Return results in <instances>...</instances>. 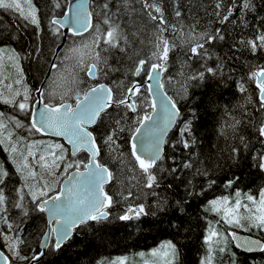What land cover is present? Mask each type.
<instances>
[{
  "label": "snow or ice",
  "instance_id": "1",
  "mask_svg": "<svg viewBox=\"0 0 264 264\" xmlns=\"http://www.w3.org/2000/svg\"><path fill=\"white\" fill-rule=\"evenodd\" d=\"M51 2L53 10L62 8L60 0ZM135 4H139V10ZM173 5L174 17L178 23L169 22L160 0H119V3L117 0H101L95 7L93 0H72L66 10L59 14L54 11L48 21V31L52 37L65 35L62 31L64 29L74 37H84L86 33L90 37V40L80 46L67 50L76 59V64L71 71L65 69L64 79L68 86L60 92L39 87L31 89L25 82V74L20 66L21 60L27 57H21L14 49L0 48V76L7 66L5 54L7 61L15 69V79L12 82L5 84V80L0 79V85H4L7 90V95L0 91V103L30 117L29 124L25 125L16 116L0 112V135L7 130L8 124H12L16 128L27 127L30 133L34 131L42 135L50 133L62 137L70 146L65 147L61 143L45 145L36 141L27 145V154L21 153L18 160L13 158L22 187L16 190L18 199L12 206L27 216L29 212L24 204L27 195L34 205L33 210L46 214L47 223L40 241V251L32 250L30 255L25 254L22 248L25 241L19 235H8L0 231V237L9 253L0 251V264H15L17 261L19 264H39L40 259L46 255L45 250L60 252L65 246L71 247L74 236L78 235L82 226L108 220L112 209L121 201L126 203V207L118 216L120 221L155 214L146 209L144 203H127L137 198L133 188L149 189L152 190L150 195H156L155 189L161 187L163 180L168 177L180 179L177 174L185 170H193L196 175H207V170L197 167V161L193 159L195 154L191 150L196 145L197 138L192 118L183 122L177 141L178 145L189 151V156L180 163H176L175 158L171 165L165 166L162 163L165 138L182 116L179 101L167 93L162 77L169 71L172 54L177 53L181 57L180 75L184 76L186 82L204 84L209 80L219 83L231 79L226 75L223 57H217L214 65L208 64L214 56L211 46H215L217 42H226L229 34L224 27L198 30L199 20L188 25L186 30L183 23H179L182 11L176 0H173ZM0 9L16 13L25 22V26H34L36 39H42L40 8L34 0H0ZM236 12H240L241 16L234 19ZM205 13L214 17L221 26L239 23L242 34L233 37V50L242 47L253 56L264 52V17L259 15L254 0H228L227 3L225 0H214L205 9ZM251 13H256L254 19L260 21L254 29L249 28L247 19ZM208 23L211 24L212 21L209 20ZM244 29H249L254 34L245 39ZM40 53L41 47L37 44L28 55H36L38 59ZM69 58L65 56V59ZM125 58L130 62L126 75L143 77L142 81H113L116 87L106 83L87 82L98 80L101 73L105 77L110 73H119L121 68L110 61L122 65ZM197 64L198 67L195 66ZM58 68L55 63L51 65V69ZM80 73L87 77V81L79 78ZM248 79L255 82L259 94V110L264 111V66H257L252 70ZM168 82L171 83L172 79L169 78ZM236 86L240 93L247 91L242 82H237ZM33 91L37 96L35 100L32 97ZM187 93V86L182 85V98H186ZM113 108L122 111L105 132L103 145L110 153L116 152L120 147L117 143L118 133L127 132L130 149V166L126 165L130 174L128 187L126 192L116 193L119 200L105 190V186L114 180V174L101 163V147L94 131L90 130L102 123L109 109ZM248 123L258 137L264 139V118L256 122L249 118ZM241 124V120H234L227 127L233 134H237ZM238 139L244 148L248 147L243 134ZM2 143L4 140L0 139V144ZM34 147L40 148L39 153L32 150ZM10 152H17L15 145H11ZM80 153H86V158H78ZM239 154L240 147L230 148V158ZM252 159L253 166L264 173V153L254 155ZM35 165H39V172L34 170ZM8 175L0 166V185H5ZM181 183L192 185L191 180H181ZM233 183L235 181L230 180L227 186L232 187ZM168 187L175 188L178 185L170 183ZM23 189H27L26 194ZM194 195L195 192L188 191L186 197ZM241 196L242 193L237 191L233 204H230L228 197L214 199L209 202L205 211L222 213L221 219L229 228L264 232V187L259 189L258 198L244 193L246 202H243ZM172 207L177 212L183 211V201L177 200L173 206L165 198L156 204V209L162 214H167ZM241 208L248 214H240ZM7 213L8 198L4 187H0V223L5 224L9 232H14V225ZM181 219L178 215L177 221ZM174 226L179 229L181 224L175 223ZM229 238L235 242L236 248L249 253H264V241L247 236L239 237L235 231L227 229L219 232L210 226L204 236L208 254L199 264H213L214 252L231 255L230 264H237L235 253L229 252ZM151 254L155 257L162 255L163 264H177L178 250L172 241L161 244ZM111 264H124V259L112 261Z\"/></svg>",
  "mask_w": 264,
  "mask_h": 264
},
{
  "label": "trees",
  "instance_id": "2",
  "mask_svg": "<svg viewBox=\"0 0 264 264\" xmlns=\"http://www.w3.org/2000/svg\"><path fill=\"white\" fill-rule=\"evenodd\" d=\"M60 2L62 8L53 10L51 0H34V3L40 8V35L42 39L39 41L36 39L34 26H25V22L16 13L0 9V48L14 49L21 57H27L21 60L20 66L25 74V82L33 90L38 88L44 80L50 68L55 49L62 40V36L54 38L48 31V21L53 12L59 14L66 9L67 0H60ZM100 2L101 0H93V6L95 7ZM225 2L227 3L228 0H225ZM254 2L258 6L259 15L264 17L262 0H254ZM117 3H119V0H117ZM160 3L166 9L165 15L169 22L178 23L174 17L173 0H160ZM176 3L179 4L182 11L179 23H183L186 30L188 25L199 20L198 30L224 27L229 34L226 42H217L215 46H211L210 50L214 53V56L212 60L208 61V64L214 65L217 57H223L226 75L230 76L231 79L219 83L214 80H209L204 84L186 82L184 76L180 75L181 57L177 53L172 54L169 71L163 74L162 77L167 93L179 101L178 106L182 112L181 119L167 135L163 151L164 161L162 163L165 166L171 165L173 158H175L176 163H180L189 156V151L183 149L182 145H178L177 141L179 139V129L183 122L192 118L197 138V143L191 150L195 154L193 159L197 161V167L207 170V175H196L193 170H185L177 174L180 179L174 180L172 177H168L163 180L161 187L155 189L156 195H150L149 193L152 190L149 189L133 188L137 198L127 203H144L146 209L155 214L142 216L139 219L120 221L118 216L122 214L123 209L126 207V203L121 201L112 209V215L108 220L90 222L82 226L78 230V235L74 236L71 247L65 246L60 252L46 250V255L39 261V264H111L112 261L120 258L124 259V264H145V260L139 262V257L141 255L148 256L153 249H159L160 245L167 241H172L177 246V264H199L200 260L208 254V245L204 243V236L208 233L210 226L219 232H225L226 229L227 231L234 230L264 241V232L257 230L245 232L241 229L229 228L221 219V213L217 214L210 210L205 211L209 202L214 199L228 197L230 204H233L235 193L240 191L242 201L246 202L243 197L244 193L258 197L259 189L264 187V173L259 172L253 166L254 161L252 159V156L264 153V139L259 138L252 125L248 123L249 118L253 122L264 118V111L259 110L258 89L255 82L248 79L252 70H255L257 66H264V52H259L253 56L242 47L235 50L231 48L233 37L242 34L240 25L239 23H230L221 26L214 17L206 15L205 9H208L209 5L214 3V0H176ZM134 6L139 10V4ZM96 11H99V8H96ZM130 15L131 13H129ZM240 16L241 13L236 12L233 18ZM255 16L256 13L247 16L249 28L251 29L260 24L259 20L254 19ZM209 20L212 21L211 24L208 23ZM121 22L123 23L124 20L122 19ZM253 34V31L244 29L245 39ZM71 39L68 36L59 55L63 49L68 47ZM37 44L41 47L38 59L36 55H28ZM59 55H57V58ZM57 58L55 61L58 62ZM4 60L8 64L3 70L13 81L15 79V69L7 61V57H4ZM110 62L114 66H119L121 71L110 73L107 77L101 73L96 81H87V77L83 74L82 80L90 84L105 82L111 87H116L113 81L123 80L127 83L130 79L143 80V77L133 78L126 75L130 63L126 58L122 65H116L115 61ZM195 66L198 67L199 65ZM52 71L54 69H51V73L44 83V89L50 85ZM169 78L172 79L171 83L168 82ZM237 82L244 84L247 89L245 93L238 91ZM182 85L188 88L186 98H182ZM33 95L34 91L32 93L34 98ZM249 98L251 102H249ZM120 111L122 110L109 109V113L104 116L103 122L98 123L91 129L94 131L101 147V156L99 157L101 163L105 164L114 174V180L105 187V190L114 195L117 200H119V196L116 193L126 192L128 187L130 174L126 165L130 166L129 134L127 132L118 133L117 143L120 147L113 153H110L107 147L103 145V136L114 123V119L119 118ZM0 112H4L6 115H14L25 125L29 124L27 115L19 113L18 110H14L8 105L0 103ZM245 113L248 115H245ZM234 120L242 121L240 131L237 134H233L232 130L227 127ZM11 131L13 132L10 141H7L3 134ZM25 134H30L28 140L39 141L45 145L62 144V142L45 138L34 131L30 133L27 127L16 128L12 124H8L7 130H4L0 135V139L4 140V143L0 144V166L9 173L5 185H0V187L5 189L8 198L7 215L11 217L10 222L13 223L15 229L14 232H9L7 226L0 223V231L8 235H19L25 241V245H22L25 254L30 255L32 250L40 251L39 241L45 231L46 219L43 213L33 210L34 205L27 195L24 200L29 212L27 216H24L20 209L12 206L18 199L16 190L22 186V183L15 171V164L7 159L9 150H6L18 138H21L22 143H15V145L26 149L28 143L25 144ZM240 134L245 136L248 143L247 148L240 144L238 139ZM233 146L240 147V154L235 158H230V148ZM35 148L40 149L39 147ZM120 153H123L122 157ZM86 156V153H80L78 158L85 159ZM121 160H123V163H121ZM34 168L37 171L39 165H35ZM181 180L184 182L191 180L192 185L188 186L186 183H181ZM230 180L235 181L232 187L227 186ZM170 183L178 185V187L169 188ZM26 191L27 189H23L24 193ZM188 191L195 192V195L186 197ZM165 198L173 206H175L177 200H182L183 211L177 212L172 207L167 214L160 213L156 209V204ZM239 211L240 214H248L243 208ZM178 215L182 218L179 221H177ZM175 223H180L181 227L177 229L174 226ZM228 247L230 253H235L237 264H264V253L262 252H243L234 246L231 238H229ZM0 248L6 254H9L2 237H0ZM213 257V264H230L232 258L229 254L218 252H214ZM17 263L19 262H15V264Z\"/></svg>",
  "mask_w": 264,
  "mask_h": 264
},
{
  "label": "rangeland",
  "instance_id": "3",
  "mask_svg": "<svg viewBox=\"0 0 264 264\" xmlns=\"http://www.w3.org/2000/svg\"><path fill=\"white\" fill-rule=\"evenodd\" d=\"M88 40H90V37H88V35H84V37L80 38L78 41H74V40H71L69 42V45L67 48L63 49L62 53L58 56V62L55 61V64H57L59 66L58 69H54V71H52V75H51V80H50V85L48 87H46L45 89L46 90H53L55 89L57 92H60V91H63L65 87H67L68 85L66 84L65 82V79H64V76L66 75L65 73V69H68V71H71L74 67V65L76 64V59L75 58H72V54L68 53L67 50L69 48H74V47H78L80 46L83 42H87ZM69 56L70 58L69 59H65V56ZM4 57H7L6 54ZM8 63L6 62V65ZM79 78L82 80L83 79V73H80L79 74ZM0 79H4L5 80V84L7 83H10L12 82L9 78L8 75L5 74L4 70H3V75L0 76ZM53 81H55V83H53ZM15 87V85H14ZM0 91H3L5 93V95H7V90L6 88L4 87V85H0ZM13 131L11 132H7V134H3L4 138L7 140V141H10V136H9V133L12 134ZM23 134V132H22ZM30 134H25L24 135V141H25V144H30V143H33L35 142V140H28V137H29ZM16 144H21L22 143V140L21 138H18L17 140H14L13 144L11 145H15ZM27 144V145H28ZM63 144V143H62ZM11 145L9 146V153H8V156H7V159H9L10 161L13 162V158L15 157L17 160L20 158V154L21 153H24V154H27V148L26 149H22L21 147L19 146H16L17 148V152L16 153H11L10 152V147ZM34 152H37L39 153L40 149H36L35 147L32 149ZM38 150V151H37ZM50 159V158H49ZM14 164V163H13ZM38 168V167H36ZM35 170V168H34ZM38 172L40 171V169L37 170ZM47 178V177H46ZM22 187V186H21ZM19 187V188H21ZM27 193V191H26ZM25 193V194H26ZM28 197V196H27ZM30 199V197H28ZM258 198V197H257ZM222 214V213H221ZM144 261L145 264H163V260L164 258L162 257V255L160 257H155V256H152V254H149L148 256H145V255H141L139 257V262L140 261Z\"/></svg>",
  "mask_w": 264,
  "mask_h": 264
},
{
  "label": "water",
  "instance_id": "4",
  "mask_svg": "<svg viewBox=\"0 0 264 264\" xmlns=\"http://www.w3.org/2000/svg\"><path fill=\"white\" fill-rule=\"evenodd\" d=\"M71 2H72V0H67V6H66V9L69 7V5L71 4ZM65 9V10H66ZM62 31H64L65 32V35H63V37H62V40H61V42L57 45V47H56V49H55V52H54V55H53V58H52V61H51V65L53 64V61L55 60V58L57 57V55L59 54V52H60V50L62 49V47H63V45H64V43H65V40H66V37H67V35H71L70 33H68L67 31H66V29H64V30H62ZM87 34V33H86ZM72 36V35H71ZM78 37V36H77ZM51 65H50V68H49V70H48V72L46 73V75H45V77H44V80L42 81V83L39 85V88H43V83L45 82V80H46V78L48 77V75H49V73H50V71H51ZM99 83H105V82H99ZM107 84V83H106ZM37 98V96H36V93L34 92V100ZM30 119V118H29ZM175 127V126H174ZM173 127V128H174ZM172 128V129H173ZM171 129V130H172ZM91 130V129H90ZM170 130V131H171ZM169 131V132H170ZM169 132H168V134H169ZM40 134V133H39ZM40 135H42V134H40ZM42 136H45V137H51V138H56V139H59V140H61L63 143H64V145H66L67 147H69L70 148V146L69 145H67L66 143H65V141H64V139L62 138V137H57V136H54V135H52V134H50V133H48V134H44V135H42ZM167 138V137H166ZM166 138H165V140H166ZM165 145V144H164ZM164 145H163V151H164ZM107 186V185H106ZM105 186V187H106ZM45 219H46V223H47V216H46V214H45ZM230 231H234V230H230ZM236 232V234H237V236H239V237H250V238H252V239H257V238H255V237H253V236H250V235H246V234H243V233H240V232H237V231H235ZM44 233V232H43ZM43 238V234L41 235V238H40V241H41V239ZM258 240H260V239H258ZM40 241H39V249H40ZM262 241V240H261ZM233 242V241H232ZM233 244H234V246H235V242H233ZM237 249H239V248H237ZM239 250H241V251H243L242 249H239ZM0 251H3L1 248H0ZM46 251V250H45ZM243 252H246V251H243ZM255 252H259V251H255ZM246 253H249V252H246ZM252 253V252H251ZM254 253V252H253ZM44 257V256H43ZM42 257V258H43ZM41 258V259H42ZM40 259V260H41ZM17 264H19V263H17Z\"/></svg>",
  "mask_w": 264,
  "mask_h": 264
},
{
  "label": "bare ground",
  "instance_id": "5",
  "mask_svg": "<svg viewBox=\"0 0 264 264\" xmlns=\"http://www.w3.org/2000/svg\"><path fill=\"white\" fill-rule=\"evenodd\" d=\"M20 179V178H19ZM260 239V238H259Z\"/></svg>",
  "mask_w": 264,
  "mask_h": 264
}]
</instances>
